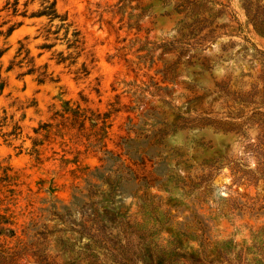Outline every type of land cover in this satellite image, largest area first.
I'll list each match as a JSON object with an SVG mask.
<instances>
[{
	"label": "rangeland",
	"instance_id": "1",
	"mask_svg": "<svg viewBox=\"0 0 264 264\" xmlns=\"http://www.w3.org/2000/svg\"><path fill=\"white\" fill-rule=\"evenodd\" d=\"M6 1L0 30L22 24L0 35V213L14 230L0 264H264V35L245 0L194 15L184 0H55L85 41L70 66L50 58L60 40L39 48L46 17ZM202 14L219 37L163 50ZM18 40L54 81L18 76L25 60L7 70Z\"/></svg>",
	"mask_w": 264,
	"mask_h": 264
},
{
	"label": "trees",
	"instance_id": "2",
	"mask_svg": "<svg viewBox=\"0 0 264 264\" xmlns=\"http://www.w3.org/2000/svg\"><path fill=\"white\" fill-rule=\"evenodd\" d=\"M18 1L19 0H13L12 3L9 1H6L4 8H9V4L12 7V16H21V17H46L47 22L44 26V40L42 44H40L39 48L50 50L53 46L56 44V40H60L65 44L66 51L59 50L55 51L51 55V59H55L56 64H65V66L75 65L77 63L78 57L84 53L85 51V41L84 37L80 31V29L68 18V15L66 13H60L58 12L56 8V1L55 0H42L41 8L33 11L28 10V4L31 2V0H26L23 2V8L22 10L18 9ZM124 1V0H121ZM185 2H188L190 5H185L184 8L187 9L191 8L190 12L192 15L196 14L195 11L196 8L210 10L208 8L207 4L209 2L218 3L215 0H184ZM221 4V3H220ZM257 4V3H254ZM183 5V4H181ZM222 5V4H221ZM252 2L251 0H245L242 2V6L245 10V13L248 17V21L252 22L253 27L256 31H258L260 34L264 35V23L263 21L255 20V15H258V8L257 6L256 11L252 12L251 8ZM223 7L225 5H222ZM202 7V8H201ZM262 8H264V4L262 5ZM202 9V10H203ZM264 11V10H263ZM194 13V14H193ZM251 13H254V15L251 16ZM264 14V13H261ZM189 17H184V19L180 20L179 27L177 29L178 37H175L168 43L160 44V46L163 48V50L171 51V49H178V56L182 57L185 55V53L188 51L187 44L183 43L182 40L187 39L188 37L193 36L196 37V39L199 41H213L217 37L220 36V34H216V30L221 27V25H214L213 20H209L207 17L202 15L194 16L193 18L188 20ZM55 20H58L56 24H53ZM8 21H4L0 27L7 23ZM22 24V21H14L10 25L7 26L5 31L0 30V35L3 34L5 37L9 36L11 32L19 27ZM60 30H62V35L59 36ZM203 31L204 34H200ZM200 34V35H199ZM51 35L53 37L51 38ZM24 39H27V37H24ZM50 39H53V41H49ZM49 41V42H48ZM19 47L16 50L15 58L20 57L19 60L14 61L10 60L9 65L7 67V70L13 69V67L18 66L21 67L23 61L27 63V65H30L26 71L19 72L18 76H22L26 73H37L36 79L39 83H43L46 80L54 81L55 79L52 76L51 72H47V64H44L43 66L34 67L33 63V57L29 56L30 50L26 47V44L22 40H18ZM176 43L183 44L181 47H175ZM171 45L172 47H168ZM206 45L202 44L200 46V49H204ZM175 51V50H174ZM4 49H0V56L3 54ZM41 53H39L40 55ZM22 55V56H21ZM95 59L91 54L89 63L94 62ZM76 73V78H79L80 76H86L89 74L90 70L88 68V64L84 61L81 63V65L74 71ZM4 86V83L2 82L0 84V88ZM106 157L111 158V152L106 150ZM11 222L10 220L4 215L0 213V237L3 235L6 236H13L14 230L11 228ZM1 246V244H0Z\"/></svg>",
	"mask_w": 264,
	"mask_h": 264
}]
</instances>
